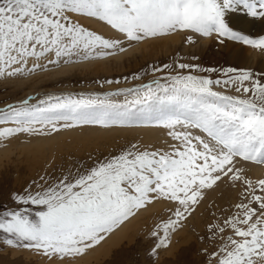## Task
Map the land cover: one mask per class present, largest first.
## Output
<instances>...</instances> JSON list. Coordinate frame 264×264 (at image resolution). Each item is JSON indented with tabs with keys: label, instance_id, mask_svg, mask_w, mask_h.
<instances>
[{
	"label": "snow or ice",
	"instance_id": "1",
	"mask_svg": "<svg viewBox=\"0 0 264 264\" xmlns=\"http://www.w3.org/2000/svg\"><path fill=\"white\" fill-rule=\"evenodd\" d=\"M237 12L264 21V0H0V78L112 56L125 51L122 40L176 32L187 33L189 45L214 37L220 46L234 42L264 52V35L253 38L230 26ZM83 19L103 22L120 37L105 38ZM151 71L168 74L103 96L28 97L0 108V139L79 125H145L166 130L171 141L165 147L129 143L13 193L16 207L0 210L2 248L75 264L163 202L168 216L150 232L155 257L171 246L206 192L228 182L239 188L238 200L201 237L211 243L202 252L206 264H264V178H250L245 167L264 166V72L184 62ZM119 96L122 103L112 99Z\"/></svg>",
	"mask_w": 264,
	"mask_h": 264
},
{
	"label": "rangeland",
	"instance_id": "2",
	"mask_svg": "<svg viewBox=\"0 0 264 264\" xmlns=\"http://www.w3.org/2000/svg\"><path fill=\"white\" fill-rule=\"evenodd\" d=\"M81 23L105 38L120 37V34L103 22L83 19ZM229 24L234 30L253 38L264 35V21L248 17L243 12L230 16ZM186 36L187 33L176 32L140 42L122 40L125 51L116 50L112 56L67 65L61 62L59 66L50 65L47 71H37L23 77L0 78V108L28 97L40 99L51 94L103 96L108 92L138 87L157 77H164L168 72L153 73L151 68H163L166 64L175 67L179 62L264 72V52L234 42H226L224 46H220L214 37L198 38L196 43L189 45L186 43ZM192 57L198 59L193 60ZM251 57L254 58L253 64H247ZM135 74H139L140 79H133ZM106 80L119 83L107 84L104 83ZM112 99L122 103L125 97ZM36 141L40 143L33 145ZM166 141L171 142L166 130L145 125L131 128L79 125L61 128L59 132L49 135L22 133L0 139V210L15 208L11 199L13 193L23 194L25 189L34 188L36 183H42V176L56 178L68 169H74L80 164L90 165L94 159H103L110 153H116L129 143L165 147ZM247 166L245 165L249 176ZM259 167L264 170V166ZM215 188L206 192L202 203L183 230L171 236V246L167 250H160L158 256L153 257L151 254L153 240L150 232L161 219L168 216L167 205L163 202L154 204L142 212L140 217H135L136 223L133 222L129 230L132 232L128 233V237L112 248L108 256L97 262L91 261L90 264H206L207 258L202 252L206 247L211 248V243H205L201 237L207 235L208 225L216 222L214 217L222 219L228 214V210L237 202L240 191L228 182L219 183ZM0 239H3V234H0ZM0 264L49 262L28 250L0 246Z\"/></svg>",
	"mask_w": 264,
	"mask_h": 264
},
{
	"label": "bare ground",
	"instance_id": "3",
	"mask_svg": "<svg viewBox=\"0 0 264 264\" xmlns=\"http://www.w3.org/2000/svg\"><path fill=\"white\" fill-rule=\"evenodd\" d=\"M239 19V18H238ZM245 21V19H243ZM263 25V24H262ZM264 26V25H263ZM175 38V37H174ZM237 56V55H236ZM235 57V56H234ZM237 58V57H235ZM251 59V60H250ZM254 58H249L247 64H253ZM246 64V62H244ZM52 92V91H51ZM53 95V94H51ZM73 132V131H72ZM100 132V131H99ZM154 132V131H153ZM163 135V133H161ZM69 135V134H68ZM71 135V134H70ZM160 135V134H159ZM69 137V136H68ZM71 138V136H70ZM51 140V139H50ZM40 141L33 142V145L39 144ZM6 152V151H5ZM249 166V167H248ZM249 170V176L253 179L256 178H264V170L263 167L255 166V165H248ZM75 167V166H74ZM221 185V184H220ZM216 189V188H215ZM237 189V188H235ZM228 191V190H227ZM235 191V190H234ZM224 192V191H223ZM228 193V192H227ZM226 193V194H227ZM230 193V191H229ZM236 193V192H235ZM225 195V194H224ZM234 195V194H233ZM237 195V194H235ZM232 196V195H231ZM200 206V205H199ZM143 214V213H142ZM140 217V215H138ZM137 216V217H138ZM136 217V218H137ZM135 218V219H136ZM133 222H135L134 219H132L130 222L126 223L122 228H120L118 231L114 232L109 238H107L102 244L94 249L93 251L89 252L86 256L83 258L75 261V264H90L91 261L97 262L98 260L108 256V253L111 251L112 248L117 247L126 237H128V233L132 232L131 227L133 226ZM136 223V222H135ZM135 225V224H134ZM137 227V226H136ZM135 227V228H136Z\"/></svg>",
	"mask_w": 264,
	"mask_h": 264
}]
</instances>
